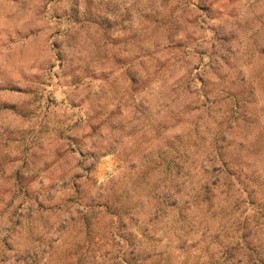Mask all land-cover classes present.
<instances>
[{"label": "rangeland", "instance_id": "374dc122", "mask_svg": "<svg viewBox=\"0 0 264 264\" xmlns=\"http://www.w3.org/2000/svg\"><path fill=\"white\" fill-rule=\"evenodd\" d=\"M0 264H264V0H0Z\"/></svg>", "mask_w": 264, "mask_h": 264}]
</instances>
